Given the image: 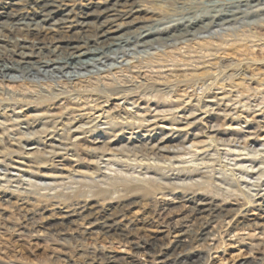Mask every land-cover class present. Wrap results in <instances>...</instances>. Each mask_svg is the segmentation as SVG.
Instances as JSON below:
<instances>
[{
	"label": "rangeland",
	"instance_id": "374dc122",
	"mask_svg": "<svg viewBox=\"0 0 264 264\" xmlns=\"http://www.w3.org/2000/svg\"><path fill=\"white\" fill-rule=\"evenodd\" d=\"M113 1L74 0L44 25L47 27L69 11L70 18L92 13L94 15L86 17L89 24L82 30L65 28L57 31L59 29L54 27L56 30L48 34L55 38L59 35L65 38L74 36L78 42L93 48L95 42L105 39L91 37L105 16L99 11L94 13L95 8L102 10L106 2ZM234 1L121 0L122 4L117 9L127 11L130 4L138 6V19L126 20L124 25L122 19L115 23L116 27L112 30H119L108 37L121 35L118 48H115V42L114 47L106 51L90 71L69 66V70L56 77L33 65L34 73L24 72L13 79L0 78V115L5 113L0 116V121H5L7 115L16 112L17 116L11 119L19 120L14 127L7 124L0 126V152H4L0 157V178L7 176L10 180L8 183L0 182V264H87L79 250L95 248L111 257V262L93 264H163L161 261L167 256L172 258L170 264H196L199 256L208 259L204 264H264V231L254 225L260 217H264V202L260 207H248L247 199L238 195L239 191L232 196L225 194L213 184L210 176L206 177L208 183L203 187L182 185L180 182L163 187L167 183L163 176L175 174L178 166H185L180 164L181 158L189 161L194 155L190 151L195 148L208 152L209 142L218 146V154L209 151L202 161L210 165L208 169L215 170L209 174L214 173L219 178L216 183L222 189L228 187L223 184L224 166L227 164V158L222 153L225 139L235 138L237 145L247 150L262 149V141L258 140L264 137V11L255 9L264 8V2L251 9L255 11L254 15L240 16L239 20L233 19L227 24L191 31L192 39L186 38L183 31L164 36L180 23L193 19L205 20L207 24V19L221 13L220 7ZM21 12L30 16L33 11L22 7ZM14 13L18 14V10ZM35 18L37 21L41 17ZM142 26L155 33L156 39L147 42L138 39L139 27ZM76 32L79 34L76 35ZM123 38H128V42L122 43ZM70 41L64 40L61 46L77 45L75 41ZM199 46L206 49L201 50ZM138 63H142L140 69H130ZM113 71H119L116 78L111 75L108 79L102 78ZM70 76H74L76 81ZM95 78H100V82L90 93L71 91L78 80H84L81 85H85L92 84ZM62 81L68 85H62ZM221 97L224 99L218 100ZM104 100L108 102L105 109L112 112L110 118H125L127 123H122L121 132L101 125L96 132L79 136L81 139L69 150L62 146L53 148L69 142L64 137L51 135L30 136L27 141H21V150L15 145L19 132L50 129L52 126L46 123L50 119H71L84 113L86 117L83 118L87 120ZM195 103L209 105L210 109L205 115L196 112L197 118H201L199 123L186 128L183 127L185 121L177 123L169 119L180 118L182 113L178 111L182 106L190 111L185 116L195 113L191 107ZM81 108L83 112H79ZM143 108L151 114L146 113L143 117L145 113L140 112L141 115L132 120L125 116V110H132L133 113ZM64 109H67L66 114H63ZM173 110H177L176 113H172ZM150 111L158 112L159 118L165 116V124L170 120L168 125L178 128V132L150 131L144 126L146 120H152L154 112ZM138 120L145 122L138 124ZM228 125L237 131L232 132ZM204 126H216L221 133L215 139H206L202 137ZM248 133H252L251 139ZM130 134H137L139 139L135 142V149L126 150L131 147L126 145ZM195 134L198 137L194 138ZM121 135L124 136V139L118 140L121 143H111L107 147L101 143L111 142ZM93 139H98L100 143H92ZM160 139L168 140L162 146L165 148V152L161 153L164 159H159L156 167L139 162L138 156L148 155L145 150L156 145ZM140 141L147 144L143 147L138 144ZM191 145H195L194 148ZM122 146L126 147L120 151L122 162L112 164L110 178L98 182L100 178L91 175L96 167L93 161H97L108 148L115 150ZM52 148L58 156L49 153ZM92 148L96 153L90 151ZM34 150L45 152V155L27 156ZM26 161L29 163L21 164ZM169 163L175 168L171 169ZM104 166L99 163L98 167L103 171ZM17 168L30 173L23 174ZM43 175L56 177L48 179ZM138 175L153 177L154 180L146 184L133 182V176ZM18 179L24 183L22 188L32 185L31 194L27 196L21 189L18 191ZM143 186L151 190L147 191ZM103 190L106 192L99 194ZM199 203L218 205L228 212L226 217L229 219L219 218L210 225V230L216 232L214 239L211 237L199 242V231L196 234L191 232L190 240L186 238L188 242L185 240L180 249L173 251L180 233L186 228L197 229L198 224L193 226L186 211ZM108 210L111 213L109 222H117V227L107 234L93 233L95 221L108 214ZM81 211L86 217L76 215ZM28 213L36 215L33 216V224L25 221L24 216ZM67 213L71 217L66 218ZM246 213L250 216L246 217ZM51 225L60 229L59 233L51 232L52 227L51 231L46 229Z\"/></svg>",
	"mask_w": 264,
	"mask_h": 264
},
{
	"label": "bare ground",
	"instance_id": "6f19581e",
	"mask_svg": "<svg viewBox=\"0 0 264 264\" xmlns=\"http://www.w3.org/2000/svg\"><path fill=\"white\" fill-rule=\"evenodd\" d=\"M74 0H0V78H9L13 79L14 76H17L18 74H22L24 72H32L34 73L35 70L32 68L33 65H37L40 69L43 68L47 70L50 75H61L67 70H69V66H73L76 70H82V71H90L94 65H97L99 62V59L104 55V53L111 48L114 47L115 42V48L119 44V39L121 35L119 36H110L111 33L117 32L119 29L112 30L116 27L115 23L122 19L123 25L125 24L126 20L135 21L138 19V14L140 13V8L138 6H135L133 4H130L129 10L122 11L118 10L117 7L121 6V0H115L113 2H106L104 6L101 8L102 10L95 8L94 13H97L96 11L102 12L104 16L103 22L101 21L99 24V29H96L93 31V35L91 37H97V38H105L100 41V43H94L96 46L93 48L86 47V44H83V42H78V38L74 36H68V37H62V36H50L48 32H54L56 30L54 27H57L61 31V29H77L82 30L85 26L89 24V21H86V17H90L89 13H84L82 16L78 17V14L75 17L70 18L68 16V13L61 14L60 18L52 21L48 24L46 27L44 24L48 23L52 16L57 14L59 11H61L62 8L68 7L67 4L72 2ZM264 2V0H236L232 3L224 5V7L221 8V13L216 16H212L209 19H207V24L204 23L205 20H196L193 19L191 21H187L184 23H180L178 27L172 28L171 30L167 31L164 36H168L173 32L176 31H183L186 38L192 39L193 33L191 34V31H199L206 29L208 26L215 27L220 26L221 24H227L231 22L233 19H240V16L247 17L255 14V11H252L251 9H254L255 6H260L261 2ZM29 7L33 12L30 16L27 15V13L21 12V8ZM111 9V10H110ZM16 10H18V14L14 13ZM256 11H264V8L257 7L255 9ZM111 12V14L109 13ZM84 15V16H83ZM41 17L37 21L35 20V17ZM140 33L137 35L138 39L141 41L147 42L149 39H156L157 35L155 33H152L149 31L147 26L139 27ZM79 32V31H78ZM76 32L75 34H79ZM89 36V35H86ZM90 37V36H89ZM136 35L134 36V38ZM74 39V40H73ZM87 39V38H86ZM85 39V40H86ZM66 40H72L77 43V45H71L70 47L61 46L62 42ZM111 40V41H110ZM70 41V42H72ZM109 41V42H107ZM128 42V38H123L122 43ZM26 44H28L26 46ZM101 44V45H100ZM204 46V45H201ZM199 46L201 50H205V47ZM118 48V47H117ZM18 50H21L18 53ZM23 50H28V52H23ZM44 52V53H43ZM12 56H18V58H14ZM42 57V58H41ZM35 59V60H34ZM142 63H138L135 65H132L130 67L131 70L140 69ZM148 64H151L148 63ZM147 67V66H146ZM72 68V69H73ZM73 69V71H74ZM42 71V69H41ZM45 71V72H47ZM72 72V71H71ZM44 73V72H43ZM89 73V72H88ZM119 73V71H113L111 73L106 74L103 76V79H108L111 75L112 77L116 78V74ZM40 75V74H39ZM73 75V74H72ZM26 76V75H25ZM32 76V75H31ZM35 76V74L33 75ZM77 76V75H76ZM79 76V75H78ZM84 76V75H83ZM40 77V76H38ZM47 77V76H46ZM51 77V76H50ZM57 77V76H56ZM63 77V76H62ZM74 77V76H70ZM112 77L110 79H112ZM30 78V77H29ZM68 79V78H67ZM71 79V78H70ZM73 79V78H72ZM46 80V79H45ZM56 80V79H55ZM75 80V77H74ZM90 79H88L89 81ZM76 81V80H75ZM84 80H78L75 82L76 86L71 88V91L81 93V92H88L90 93L95 89L97 84L100 82V78H95V81L92 84H85L81 85V83ZM62 85L66 86L68 84H65L64 81L61 82ZM59 84V83H58ZM61 85V86H62ZM91 87V89H90ZM224 97L219 98L218 100H222ZM107 101L104 100L101 102L100 105H97V107L94 109V113L86 120L83 117H86V114L79 113L74 118L68 119V118H58V119H50L46 123L48 125H51L52 127L50 129H40V131H33L29 133L19 132V137H16L15 145H18V149L21 150V141H27L28 138L36 137V135H51V136H57L58 138H66V140L69 142L68 144H59L58 146H54L53 148L61 147L65 150H69V148H72L75 146V143H77L81 138L79 136L96 132L97 129H99V126L101 125H108L109 130L114 129V132L116 130H123V124L127 123L125 122V118H110V112L109 110H106L105 107L107 105ZM124 103L126 101L124 100ZM132 105V104H129ZM209 106V105H208ZM208 106L199 105L198 103H195L191 105V107L194 109L195 113H189L187 116H185L186 112H190L188 110H185L184 106L180 108V111L182 113V116L178 119H174V117L169 118L170 120L174 121L176 120L177 123L184 122V126L186 128H190L191 126H194L195 122L201 121V118H197V113L199 112V115L208 114L210 112V109ZM228 107V105H226ZM211 108V107H210ZM134 109V108H133ZM264 111V107L262 108ZM79 112H83V108L79 109ZM230 110V108H229ZM127 113L125 116L130 117L129 119H135L136 117H139L142 113H145L143 117L146 116V113L149 115V110L147 109H139L135 110V112H131L132 110H125ZM176 113L177 110H173ZM261 111V110H259ZM262 111V112H263ZM141 112V114H140ZM154 114L151 116L152 120H146V124L144 125L146 128H149L151 130H157L158 132H162L164 130H168L170 132H178V128L175 127V129L171 128V125H168V122L165 124V116H162L159 118V113L155 111ZM67 113V109H64L63 114ZM5 114V113H3ZM1 114V115H3ZM18 112L12 113L10 116H6L5 121H0V126L3 124H7L10 127L17 126L18 121L12 120V117L17 116ZM242 112L240 113V115ZM0 115V116H1ZM126 117V118H128ZM18 119V117H16ZM160 120V125H158L157 121ZM85 120V122L83 121ZM103 121V122H101ZM145 120H138L136 123L142 124ZM162 124V125H161ZM170 126V127H167ZM46 128V127H45ZM204 132L202 133V137H205L206 139H215L216 135L218 133H221L219 128L216 126H204L202 128ZM228 129H230L232 132L236 128L231 127V125H228ZM120 130V132H121ZM132 133V132H131ZM250 133V132H249ZM248 133V138H250L251 134ZM1 134V133H0ZM194 138L198 137V135H193ZM124 139V136H117L114 138L111 142H101L105 147L111 143H121V140ZM139 139V136L135 134L133 136L132 134L129 135V138L127 139V144L131 147H127L126 150L129 149H135L136 145L135 142H137ZM223 146L225 149H223V157L227 158V164H225L226 170H224V185L228 186L227 188L224 187L223 189L218 186L216 183V180H218V177L214 176V173L209 174L210 172H214V169H208L210 165H207L202 160L204 157L209 153V151L216 152L218 154V146L214 145V142H209L208 152L204 150L197 151L198 148L193 149L190 152H194L193 159L191 158L189 161L185 160L184 158L180 159V164H185V166L181 165L182 167H177L175 174L171 173L166 176H163L167 183H163V187H168L170 185H178L175 182H180L182 185H190L193 187H201L203 184L208 183L206 181V177H212V180H214V185L218 187V189L223 190L225 194H229L232 196V194H235L237 191H239L238 195L243 196L247 199V202L249 204L248 207L256 206L260 207L264 202V137H260V140L262 141L261 146L262 149L260 150H247L246 147H240L236 143V139H225ZM165 141H168L167 139H160V141L151 147H148L145 151L148 153V155H139L138 159L141 163H148L151 164L150 166L156 167L159 163V159H164V156L161 154L165 152V148H162ZM92 143H100L98 139H93ZM139 145H142L144 147L145 143L140 141L138 143ZM12 145V144H10ZM9 145V146H10ZM125 146V145H124ZM161 146V147H160ZM191 145L192 148H194ZM53 148L49 153L54 154L55 156H58V153H54ZM126 147H120L119 149H110L108 148L106 152H104L101 156H99L97 161H93V164L95 167V172L91 173V175L96 176V178H100L98 182H102L103 180H107L110 178V173L113 171L111 168L112 164L120 163L122 162L123 158L120 157V151L125 149ZM33 149V148H32ZM36 149V148H34ZM91 152L96 153V150L94 148L90 149ZM118 152V153H115ZM4 152H0V157L2 158V154ZM36 155H45V152L42 153L38 150H34L33 152H28L27 156L33 157ZM146 156V157H143ZM179 158L176 157V160ZM150 160L152 162L150 163ZM2 161H0L1 163ZM29 161L21 162V164H28ZM99 163H103L105 166L103 168V171L98 167ZM98 165V166H97ZM171 169L175 168L171 163L168 164ZM149 166V165H148ZM16 168V167H13ZM178 169V170H177ZM202 169H205V171H200ZM18 172L28 174L30 173L28 170H20L18 169ZM148 170V168H147ZM220 173H222V170H218ZM196 173V174H195ZM209 174L205 175L204 174ZM198 175V176H197ZM143 175H138L137 177L133 176V182L135 183H141L146 184L149 182V180H154L153 177H141ZM192 176V177H191ZM42 177L48 178V179H54L56 176H48L43 175ZM10 182V180L7 178V176L1 177L0 182ZM22 182V183H21ZM173 182V183H170ZM18 186L16 184V187L21 189L23 192V195H29L31 194L32 190L30 187L28 188H22V185L24 184L23 181L20 179L17 180ZM21 183V184H20ZM28 185V184H27ZM212 185V184H211ZM2 186L0 185V188ZM144 187V186H143ZM203 187V186H202ZM232 187H236V189H232ZM147 191H150L151 189L148 187H144ZM106 191H100L99 194H104ZM237 194V193H236ZM47 196H50L52 194H46ZM237 196V195H235ZM230 197V196H229ZM1 199V198H0ZM82 208H78L83 209ZM84 211H81L77 213V216L86 217L84 215ZM188 214L187 216L193 221V226L197 225V229L191 230V229H185L184 232L179 234V238L173 245V251L175 249H180L183 244L185 243L186 238L190 240L191 232H194L196 234L197 231H199L197 235V240L199 242L209 240L211 237L215 235V231L210 230V225L219 218L229 219V217H226L228 215V212L224 210L223 208H220L218 205L213 203H199L196 205H192L189 207L186 211ZM68 215V213L66 214ZM87 215H89L87 213ZM31 213H28L26 216H24L25 221L31 222L30 224H33L34 218ZM111 216L110 210H108V214H105V216H100L101 218L97 219L95 221V226H93L94 231L93 233H102L107 234L109 231L113 230L117 227V222H109L110 220L108 217ZM246 217L250 216L248 213L245 215ZM71 217V216H66ZM189 221V219H188ZM230 223V221H229ZM228 224V223H227ZM255 227L258 229H261V231H264V217H260L259 221L255 222ZM47 230H50L54 233H59L58 228H55L54 225L46 226ZM233 227V226H232ZM231 228V226H229ZM219 236V233H217ZM123 236V235H121ZM186 242H188L186 240ZM212 248L209 249L211 251ZM81 252V255L85 258V260L88 262L87 264H93V263H110L111 257L104 254L102 251L98 249H90L88 251L79 250ZM164 260L161 261L163 264H170L172 262V258L165 257ZM199 256L196 262V264H204L208 259H201Z\"/></svg>",
	"mask_w": 264,
	"mask_h": 264
}]
</instances>
